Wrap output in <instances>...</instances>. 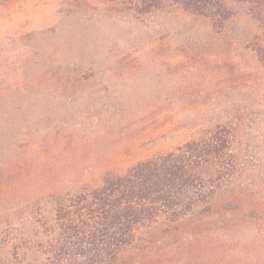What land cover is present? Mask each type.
Masks as SVG:
<instances>
[{
  "label": "rangeland",
  "instance_id": "rangeland-1",
  "mask_svg": "<svg viewBox=\"0 0 264 264\" xmlns=\"http://www.w3.org/2000/svg\"><path fill=\"white\" fill-rule=\"evenodd\" d=\"M137 1L0 4V264H45L54 198L217 124L238 165L214 206L142 229L119 264H264V4L228 0L215 27Z\"/></svg>",
  "mask_w": 264,
  "mask_h": 264
},
{
  "label": "trees",
  "instance_id": "trees-1",
  "mask_svg": "<svg viewBox=\"0 0 264 264\" xmlns=\"http://www.w3.org/2000/svg\"><path fill=\"white\" fill-rule=\"evenodd\" d=\"M227 1L138 0L135 6L141 14L180 6L210 18L216 27L232 16ZM242 1L264 4V0ZM233 127L217 124L124 173H105L96 188L51 200V216L40 223L43 238L37 245L45 264H119L142 229L160 222L182 223L202 208L210 210L237 169Z\"/></svg>",
  "mask_w": 264,
  "mask_h": 264
}]
</instances>
